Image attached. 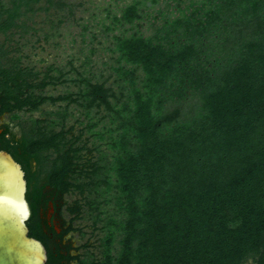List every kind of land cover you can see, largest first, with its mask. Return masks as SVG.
I'll return each mask as SVG.
<instances>
[{"label": "trees", "instance_id": "obj_1", "mask_svg": "<svg viewBox=\"0 0 264 264\" xmlns=\"http://www.w3.org/2000/svg\"><path fill=\"white\" fill-rule=\"evenodd\" d=\"M115 1L0 0V149L25 171L29 234L46 242L49 187L98 231L78 264H264V0ZM71 20L81 63L35 64Z\"/></svg>", "mask_w": 264, "mask_h": 264}, {"label": "water", "instance_id": "obj_2", "mask_svg": "<svg viewBox=\"0 0 264 264\" xmlns=\"http://www.w3.org/2000/svg\"><path fill=\"white\" fill-rule=\"evenodd\" d=\"M26 194L22 165L0 149V264H46L48 260L43 242L29 234L31 209Z\"/></svg>", "mask_w": 264, "mask_h": 264}, {"label": "rangeland", "instance_id": "obj_3", "mask_svg": "<svg viewBox=\"0 0 264 264\" xmlns=\"http://www.w3.org/2000/svg\"><path fill=\"white\" fill-rule=\"evenodd\" d=\"M77 2H80V0H76ZM96 4L100 7H103L106 4H110L112 6H115L116 1L115 0H95ZM130 1V0H126ZM86 5L84 7H88L90 4L84 1ZM120 4H122L120 2ZM83 9H78L76 10L75 13V18L78 19L81 16H85L84 18H87V13H83ZM142 32L145 34L150 33V27L147 22H142L139 26V28ZM79 31L78 23L76 21H67L65 24L64 32H63V37L58 39L57 41L51 42V43H38L35 49L29 48L26 49L29 54H31V60L34 61L35 64L38 66H44L48 63L52 62H57V63H63L65 64L66 61L69 59H75L76 64L79 65L81 62L79 59L82 57L81 53V48L83 44L81 43V37H77V42L73 43L72 38L75 34H77ZM17 38V35L15 36ZM1 40L3 37L0 38ZM56 42H59L58 45ZM86 53L89 52V50L85 51ZM93 57V63H92V70H94L96 73H99L100 69H104V66L102 63L107 59V55H105L100 49L92 56ZM64 89L63 85H59L57 87H47V91L54 92V93H59ZM45 110L47 109H52L50 106H43ZM35 116H40L41 112H36L34 114ZM27 116V114H24V117ZM11 116L10 114H5L3 117L0 118L1 121H10ZM17 120L14 121L16 123ZM74 122V120L71 119L69 125H71ZM81 128L79 125H76L75 130H78ZM87 135H85L86 137ZM76 196L75 195H68L66 197L67 204L63 206L62 208V218L66 219L69 221L72 217L73 214H71L69 211H67L65 208H67L68 205H70L74 200ZM73 227L76 228L66 236V238H71L72 242L74 243L75 246L78 248L81 247L82 244L88 243V248L95 252L96 254H99V235L98 231H93L92 228L90 227V224L88 221L81 220V219H75L72 221ZM82 230H81V229ZM85 232V235L82 236L81 232ZM83 249H79L78 252H82ZM78 264V263H76ZM245 264H254V261L252 258H249Z\"/></svg>", "mask_w": 264, "mask_h": 264}, {"label": "flooded vegetation", "instance_id": "obj_4", "mask_svg": "<svg viewBox=\"0 0 264 264\" xmlns=\"http://www.w3.org/2000/svg\"><path fill=\"white\" fill-rule=\"evenodd\" d=\"M47 204L40 206V216L43 220H46V228H45V241H42L47 249V245L49 246H57L61 252V260H63L64 264H76L77 259L75 258L79 251V248L74 245L71 238H66V236L70 233L67 231L64 233V230H67L70 225L73 224L71 220L67 221L62 218V208H63V200L60 198L56 199L50 197L51 189L49 187L45 188ZM60 201V202H59ZM50 227L54 229L51 230ZM72 231V230H71ZM48 261V260H47ZM47 264V262H46Z\"/></svg>", "mask_w": 264, "mask_h": 264}]
</instances>
